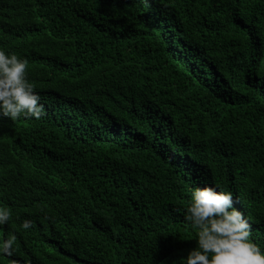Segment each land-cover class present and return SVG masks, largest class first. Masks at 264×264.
Wrapping results in <instances>:
<instances>
[{
  "label": "trees",
  "instance_id": "16d2710c",
  "mask_svg": "<svg viewBox=\"0 0 264 264\" xmlns=\"http://www.w3.org/2000/svg\"><path fill=\"white\" fill-rule=\"evenodd\" d=\"M0 50L45 111L0 118V264H184L206 186L264 252V0H0Z\"/></svg>",
  "mask_w": 264,
  "mask_h": 264
},
{
  "label": "clouds",
  "instance_id": "9594fccd",
  "mask_svg": "<svg viewBox=\"0 0 264 264\" xmlns=\"http://www.w3.org/2000/svg\"><path fill=\"white\" fill-rule=\"evenodd\" d=\"M27 68L26 59L0 50V118L17 120L19 125L23 118L39 120L45 115ZM236 203L230 192L212 186L192 190L184 220L195 230L197 247L188 253L184 264H264V252L252 241V226ZM11 219V209L0 207V225ZM32 226L31 220L21 225L25 230ZM16 241L17 236L9 233L0 242V254L11 257ZM9 264L17 261L10 260Z\"/></svg>",
  "mask_w": 264,
  "mask_h": 264
}]
</instances>
